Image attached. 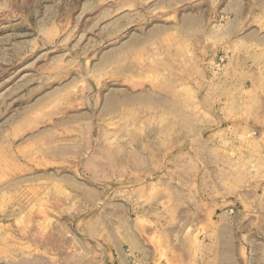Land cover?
Segmentation results:
<instances>
[{
  "label": "rangeland",
  "instance_id": "rangeland-1",
  "mask_svg": "<svg viewBox=\"0 0 264 264\" xmlns=\"http://www.w3.org/2000/svg\"><path fill=\"white\" fill-rule=\"evenodd\" d=\"M173 88L206 149H170ZM172 206L191 258L264 264V0H0V264L94 261Z\"/></svg>",
  "mask_w": 264,
  "mask_h": 264
},
{
  "label": "crops",
  "instance_id": "crops-1",
  "mask_svg": "<svg viewBox=\"0 0 264 264\" xmlns=\"http://www.w3.org/2000/svg\"><path fill=\"white\" fill-rule=\"evenodd\" d=\"M232 73L231 80L237 81L241 73H238L239 69L237 66L228 65ZM245 79V78H243ZM169 95L167 98L168 109L171 108L173 111L177 110V113L182 107H179V103L182 104L179 98L175 97V90L173 88V94L171 98V91H168ZM172 99V100H171ZM177 102V107L175 103ZM179 102V103H178ZM174 103V104H173ZM200 102L194 99L190 100V105L188 101V106L182 109V115L185 114V118L182 119V125L178 123V127L175 128L174 121L169 120L168 125L172 127H167L166 138L170 149H175L176 143H189L192 146L189 150H200L206 149V141L201 136V128L198 122L192 115L193 112H199ZM181 113V112H180ZM189 113V114H188ZM177 115V114H176ZM170 121V123H169ZM188 125V127H187ZM153 131L150 129V135ZM143 134H147L145 130ZM146 136V135H145ZM147 139V137H146ZM147 146V145H146ZM149 146V145H148ZM145 147V146H144ZM153 155L148 152H143V161L141 164L145 167L142 172L143 176H157L158 173L152 171ZM139 163V162H138ZM193 165L195 162H192ZM158 162H156V165ZM146 168H149L146 172ZM148 180V179H144ZM198 205L197 207H189L187 203H182L177 207L178 214H197L205 215L206 207L205 201L201 196L197 197ZM201 203L204 205L201 206ZM202 207V208H201ZM132 207H126V211L129 216L134 215L133 221H130V232L126 233L128 228H124L123 236V226L120 224V238L118 240H104L102 243V256L91 262L80 260L77 264H206V257L192 256V258L179 246L175 244V232L180 228L186 231L187 224L179 219V222H175V208L166 207L159 210H153L150 208H142V212L135 213ZM155 211L156 214L154 213ZM140 213V214H139ZM140 223V224H139ZM179 247V248H178ZM89 262V263H88Z\"/></svg>",
  "mask_w": 264,
  "mask_h": 264
}]
</instances>
